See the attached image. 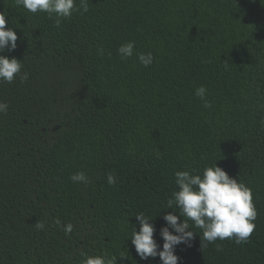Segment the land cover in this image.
<instances>
[{
	"label": "trees",
	"instance_id": "trees-1",
	"mask_svg": "<svg viewBox=\"0 0 264 264\" xmlns=\"http://www.w3.org/2000/svg\"><path fill=\"white\" fill-rule=\"evenodd\" d=\"M88 9L57 28L55 16L0 0L18 37L0 54L28 73L0 82V264H81L82 253L162 264L137 255L135 215L154 219L162 250L164 212L179 214L165 207L175 171L215 162L251 188L256 227L247 243L204 246L190 222L197 235L176 247L178 264H264V0H88ZM129 41L153 63L121 59ZM201 85L211 108L194 95ZM77 172L88 183H73Z\"/></svg>",
	"mask_w": 264,
	"mask_h": 264
},
{
	"label": "clouds",
	"instance_id": "clouds-1",
	"mask_svg": "<svg viewBox=\"0 0 264 264\" xmlns=\"http://www.w3.org/2000/svg\"><path fill=\"white\" fill-rule=\"evenodd\" d=\"M18 6L37 14L46 13L50 19L55 16V26L59 28L65 19H70L75 12H88V0H15ZM8 21L3 13H0V53L13 51L17 47V34L7 26ZM102 52V49L100 50ZM121 59H128L136 55L140 64L148 67L153 63L151 52H135V42H126L117 49ZM23 64L20 60L8 58L0 54V82L13 83L17 77L21 82L28 79V73L22 72ZM208 89L201 85L195 89L194 95L203 102L204 108H211L212 103L207 98ZM8 105L0 102V113H6ZM264 127V120L261 121ZM175 184L178 190L172 192L165 207L178 208L179 214L174 211H166L163 215L165 226L160 228V236L163 239L162 250H158L154 234L156 226L151 216L144 213L135 215L139 224L137 231L134 225L131 234V244L141 260L159 257L162 264H178L180 257L175 254V249L180 244L191 246L190 242L197 235L190 228L191 225L202 231L204 246L215 243L217 240H234L236 244L247 243L256 227L254 221L257 218V210L253 202V193L250 187L237 178L217 166L204 168L202 174L195 169L175 171ZM73 183H88V177L84 172H77L70 177ZM107 183L114 185L116 178L109 174ZM57 225L60 221H56ZM44 222L38 221L35 227L44 228ZM65 235L72 232L73 226L68 223L63 225ZM175 233V234H174ZM81 264H117L115 257L106 255L81 254ZM121 258H124L121 256Z\"/></svg>",
	"mask_w": 264,
	"mask_h": 264
}]
</instances>
